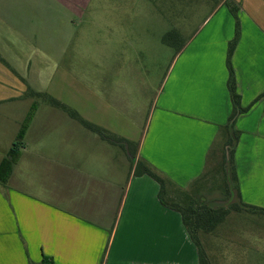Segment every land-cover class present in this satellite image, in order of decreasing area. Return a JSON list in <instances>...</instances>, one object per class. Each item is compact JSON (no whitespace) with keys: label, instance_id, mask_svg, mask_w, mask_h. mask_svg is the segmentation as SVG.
I'll list each match as a JSON object with an SVG mask.
<instances>
[{"label":"crops","instance_id":"1","mask_svg":"<svg viewBox=\"0 0 264 264\" xmlns=\"http://www.w3.org/2000/svg\"><path fill=\"white\" fill-rule=\"evenodd\" d=\"M225 1L229 0L216 5L174 56L138 141L131 135L118 136L117 128L90 117L102 109L100 104L97 111L85 110L58 92L57 83L68 76V63L60 75L54 67L64 58L68 41L58 43L53 33L48 5L52 1L0 0V164L11 145L33 128L39 112L33 98L44 94L129 142L135 147L134 161L143 160L187 190L205 172L209 157L224 147L223 128L233 112L226 55L235 21ZM230 1L238 8L239 26L230 63L239 105L246 109L234 120L240 136L233 163L242 202L264 209V0ZM28 114L32 117L27 123ZM110 145L128 149L122 142ZM24 152L23 144L6 184H0V264H199L181 215L163 206L158 184L148 176H134L130 164L121 176L122 191L115 190L109 201L99 187L107 189L105 182L93 181L96 186L89 188L83 182L87 179L66 165H61L63 178L56 181L63 187L61 198L43 199L25 190L24 178H14L18 168L34 162ZM118 163L122 165L120 158ZM117 207L113 222L111 212ZM251 226L259 227V221ZM248 232L253 239L258 236ZM255 258L254 264H260L261 257Z\"/></svg>","mask_w":264,"mask_h":264},{"label":"rangeland","instance_id":"2","mask_svg":"<svg viewBox=\"0 0 264 264\" xmlns=\"http://www.w3.org/2000/svg\"><path fill=\"white\" fill-rule=\"evenodd\" d=\"M51 1L48 5L52 8L55 24L53 33L58 43L59 40L68 41L64 58L54 67L60 75L68 63V76L57 83L58 92L65 97L70 96L73 103H79L77 105L85 110L97 111V104H100V113L93 112L90 117L117 128L118 136L131 135L135 140H140L150 109L162 91L167 71L174 60V46L188 40L221 2L68 0V4H64L67 0ZM64 16L66 24L61 21ZM171 31L177 32V35L173 34L174 46L162 42ZM43 96L46 95L33 98L39 112L29 134L20 138V143L25 145L24 155L27 159L31 156L29 159L34 162L29 166L25 162L29 169L22 165L14 178L25 179L26 191L43 199L53 197L56 200L61 198L63 190L56 181L63 178L61 165H66L74 169V174L89 180L87 187L92 188L93 181H102L107 184V189H111V194L115 190L119 194L123 189L121 185H124L123 172L129 168L131 154L128 149L124 151L119 146L110 145L111 138H100L77 122L67 120L62 111L47 102V98H53ZM84 120L88 121L85 117ZM107 135L117 138L109 131ZM220 152L218 148L216 156H211L205 167L207 192L216 193L212 195L216 200L221 198L219 192H223L218 184L219 175L216 171L213 173ZM119 158L122 165L118 163ZM78 183L81 184L82 180ZM17 184L19 186L20 183ZM108 184L114 187L110 188ZM62 197L65 200V193ZM206 202L220 207L227 204ZM58 205L64 203L58 201ZM236 214L228 215L212 234L200 235L208 264L212 261L214 264H254L257 254L261 257L258 260L260 264H264V214ZM254 220L259 221V227L251 226ZM250 229L257 232L255 239L251 238L253 233L248 232ZM253 240L258 243H253ZM232 250L242 251L247 256Z\"/></svg>","mask_w":264,"mask_h":264},{"label":"trees","instance_id":"3","mask_svg":"<svg viewBox=\"0 0 264 264\" xmlns=\"http://www.w3.org/2000/svg\"><path fill=\"white\" fill-rule=\"evenodd\" d=\"M222 1V0H221ZM225 6L227 7L229 13L233 17L235 21V36L232 41L228 44L227 47V55H226V66L228 70V79H227V89L231 98L233 112L229 118V122L223 128L224 134V147L221 149L219 156L216 160L215 169L213 173L216 171V174L219 175V188L223 190V192H219L221 198L216 200L212 198L211 192H207L209 188L208 183L204 180L208 177L205 174H201L197 180H195L191 186L187 190H180L177 188L171 181L167 178L162 176L156 170H154L149 164L144 162L143 160H136L134 161V150L132 149L133 146L129 142H125L122 139H118L115 137H110L107 135V131L101 129L84 119H82L75 111L71 110L69 107L65 106L64 104L43 96V98H47V102L55 108L62 110L68 117L76 121L80 124L84 129L90 131L91 133L98 135L100 138L109 139L111 142H122L128 146V151L131 154L130 159L128 158L130 164V172L136 177L140 176H148L152 180H154L159 186L158 192V199L159 202L173 210L178 212L181 215L182 223L185 227L187 234L189 235L190 239L194 243L197 249L198 254V261L199 264H208V259L203 252L201 247V243L199 240L200 235H210L212 234L215 229L222 224L225 219L231 213H252L258 212L260 214H264V209H259L253 206L246 205L242 202L240 198V193L237 184V177L235 173L233 157L236 149L237 142L239 140L240 132L234 128V120L239 115L246 111L239 105V96L236 93V82L233 74V69L231 67L230 58L232 52L235 48L237 42V33H238V21H237V11L238 8L233 4L232 1H225ZM177 32L171 31V34H168L162 39V42L166 45L174 46L175 38L174 35ZM174 34V35H173ZM177 35V34H176ZM187 40H184L181 45L174 46L175 55L180 52V50L184 47ZM40 96V95H37ZM32 114H28L27 116V123L31 119ZM23 130L20 132V136L22 137ZM20 138H18L9 149L7 158H5L2 163L0 164V184L5 185L8 177L12 171L14 165L17 164L20 149L22 144L19 142ZM210 160V157H209ZM204 181V182H202ZM83 182H87L84 180ZM217 184V183H216ZM93 185H95L93 183ZM96 186V185H95ZM100 190H104L106 192V201L111 193L108 189L104 186H99ZM208 187V188H207ZM213 190V188H210ZM209 198L211 200H209ZM222 199V200H221ZM236 199V201L234 200ZM206 200L210 203L222 201L227 203L226 206H210L207 204ZM108 203V202H107ZM112 211V210H111ZM110 211V212H111ZM118 211L114 210L111 212L112 221L114 222L116 213ZM109 214V212H107ZM110 214V215H111ZM111 225V224H110Z\"/></svg>","mask_w":264,"mask_h":264}]
</instances>
